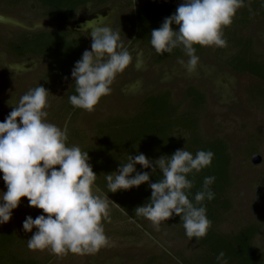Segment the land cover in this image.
Masks as SVG:
<instances>
[{
  "label": "rangeland",
  "instance_id": "obj_1",
  "mask_svg": "<svg viewBox=\"0 0 264 264\" xmlns=\"http://www.w3.org/2000/svg\"><path fill=\"white\" fill-rule=\"evenodd\" d=\"M149 1L92 2L81 7L73 21L63 24L44 15L45 8L38 0H0V122L11 111V106L6 103L11 95L19 98L28 89L40 85L48 65L45 57L13 55L9 42L22 32L72 29L85 34L88 41L85 50H90L92 29L85 26L91 22L93 26L108 25L119 32L123 47L131 56L130 64L116 75L110 94L102 96L90 112H75L65 107L73 83L71 75L56 87L47 85V121L67 127L70 146L85 147L96 142V125L111 116H134L149 95L168 92L171 103L178 106L179 112H187L190 102L186 89L197 88L205 98L197 116L202 138L224 141L230 158L231 184L226 193L230 207L222 215L219 230L235 234L254 225L258 233L252 245L264 252V117L245 103L242 81L230 67L229 61L237 51L232 37L223 32L225 46H204L202 52L196 54L199 61L191 73L178 62L183 60L186 63L188 57L154 64V49L137 41L134 30L120 26L124 16L133 18L132 13L137 7ZM155 1L165 3L168 0ZM234 30L238 38L252 40L251 53L264 61V18H252L247 26H236ZM254 154L261 157L257 165L252 163ZM0 191H6L2 179ZM98 194L102 193L99 191ZM107 211L108 219H102L101 223L108 243L95 253L54 254L48 249H28L27 239L32 233L23 230L22 221L26 216L34 219L42 214V209L28 206L26 197H21L10 220L0 224V232L11 230L15 235H22L20 250L24 257L37 259L42 264H144L151 257L157 259V264H181L183 260L197 258L203 253L202 247L190 240L181 226H174L166 220L157 230L145 218H127L111 200Z\"/></svg>",
  "mask_w": 264,
  "mask_h": 264
},
{
  "label": "clouds",
  "instance_id": "obj_2",
  "mask_svg": "<svg viewBox=\"0 0 264 264\" xmlns=\"http://www.w3.org/2000/svg\"><path fill=\"white\" fill-rule=\"evenodd\" d=\"M242 6L244 0H182L175 13L151 31L149 44L160 55L181 49L188 59L178 62L191 73L199 61L194 46H225L222 30ZM85 27L92 29L90 50H84L74 63L70 75L75 94L67 99L74 108L90 112L102 96L110 94L116 75L130 64L131 56L119 32L110 26H93L91 22ZM48 95L38 85L19 98L11 95L6 102L11 111L0 122V179L6 188L0 191V224L10 220L21 197H26L28 206L42 209L34 219L26 216L22 221L23 230L32 233L28 249L95 253L108 243L101 221L108 219L110 200L94 186L97 175L88 163V151L68 146L67 127L47 121ZM212 157L210 150H197L193 155L185 147L155 160L142 153L128 155L117 171L104 175L106 188L115 193L149 182L150 173L137 172V164L151 169V174L159 169L160 179L148 183L150 197L135 207V215L150 221L157 230L162 221L178 215L185 235L199 239L211 223L203 201L214 198L210 185L215 177L205 176L190 200L193 181L188 176L210 166ZM224 257L223 251L217 254L219 264H227Z\"/></svg>",
  "mask_w": 264,
  "mask_h": 264
},
{
  "label": "trees",
  "instance_id": "obj_3",
  "mask_svg": "<svg viewBox=\"0 0 264 264\" xmlns=\"http://www.w3.org/2000/svg\"><path fill=\"white\" fill-rule=\"evenodd\" d=\"M38 1L45 8L44 15L62 23L71 21L77 11L86 4L108 0ZM181 3L182 0H168L165 3L151 0L138 6L132 13L133 18L124 16L120 26L130 29L129 31L134 30L137 41L149 44L151 31L159 28L164 18L174 14ZM258 17L264 18V0H244V6L236 11L231 24L222 31L231 35L234 48L237 49L229 63L242 81L245 103L250 108L258 110L264 117V61L251 53L252 40L238 38L234 30L236 26H247L252 18ZM171 27L177 29L176 25ZM87 42L84 34L67 30L22 32L14 41L9 42L8 47L17 57L47 58V70L40 84L46 89L47 85L56 87L68 78L74 63L81 58ZM194 47L195 55L202 52L203 47L199 45ZM186 57L179 48L163 55L154 51L153 62L161 64ZM72 94H75L74 85L71 86L68 96ZM186 97L190 102L187 112L180 113L178 106L171 103L170 94L161 92L145 97L134 116L127 118L111 116L96 125V142L85 147L80 146L82 151H88V163L97 175L94 186L103 195H107V198L117 205L127 218L143 219L135 215L134 209L143 205L150 197L151 189L148 183L160 179L159 169H156L155 174H151V169L141 168L139 164L135 165L137 172L150 173L149 182L115 193H108L104 175L117 171L120 163L126 162L128 155L135 156L142 153L146 158L155 160L162 155L170 156L175 150L184 147L193 155L197 150H210L213 153L210 166L188 176L193 181L188 198L192 200L195 193L200 190L205 176L215 177L210 185L214 198L203 201L206 216L211 223L205 236L199 239L192 238L202 247L203 253L197 258L183 260L181 264H219L216 256L220 251L224 252L227 264H264V252L252 245V240L258 233L256 226H247L235 234L221 233L219 230V224L223 222L222 215L230 207V202L226 199L231 184L228 148L222 140L205 141L202 138L197 116L205 103L203 93L195 87H188ZM66 103L65 107L69 110L75 112L83 110L74 108L69 102ZM67 145L70 146L69 140ZM219 221L221 222L218 223ZM167 222L182 227L178 215L174 214L167 219ZM22 237L15 235L11 230L0 232V264H42L37 259L24 257L20 250ZM156 261V258L151 257L144 264H157Z\"/></svg>",
  "mask_w": 264,
  "mask_h": 264
},
{
  "label": "water",
  "instance_id": "obj_4",
  "mask_svg": "<svg viewBox=\"0 0 264 264\" xmlns=\"http://www.w3.org/2000/svg\"><path fill=\"white\" fill-rule=\"evenodd\" d=\"M261 162V157L259 154H254L252 157V163L257 165Z\"/></svg>",
  "mask_w": 264,
  "mask_h": 264
},
{
  "label": "flooded vegetation",
  "instance_id": "obj_5",
  "mask_svg": "<svg viewBox=\"0 0 264 264\" xmlns=\"http://www.w3.org/2000/svg\"><path fill=\"white\" fill-rule=\"evenodd\" d=\"M89 4V3H88ZM88 4H86L85 6H87ZM78 12V11H77ZM77 14V13H76ZM76 16V15H75ZM75 16H74V18L71 20V21H73L74 19H75ZM71 21H67V22H62L63 24H66V23H69V22H71ZM59 23H61V22H59ZM59 30H67V31H70V32H79V33H82V34H84L83 32H80V31H78V30H72V29H59ZM54 31H56V30H54ZM31 33H34V32H31ZM36 33V32H35ZM85 35V34H84Z\"/></svg>",
  "mask_w": 264,
  "mask_h": 264
}]
</instances>
